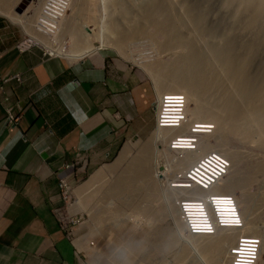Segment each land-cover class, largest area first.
<instances>
[{
    "label": "crops",
    "instance_id": "0c3cea01",
    "mask_svg": "<svg viewBox=\"0 0 264 264\" xmlns=\"http://www.w3.org/2000/svg\"><path fill=\"white\" fill-rule=\"evenodd\" d=\"M18 33L0 20V82L23 79L0 95V264H78L57 213L60 179L79 181L114 160L155 121L145 123L147 92L131 89L129 71L111 67L106 54L47 58L20 51Z\"/></svg>",
    "mask_w": 264,
    "mask_h": 264
},
{
    "label": "rangeland",
    "instance_id": "374dc122",
    "mask_svg": "<svg viewBox=\"0 0 264 264\" xmlns=\"http://www.w3.org/2000/svg\"><path fill=\"white\" fill-rule=\"evenodd\" d=\"M24 1L25 0H22L18 7L16 4L15 6L12 4L11 7L13 8L12 10L15 14H20L18 11L20 9H22V12L27 10L33 4L34 0ZM98 1L95 0V8H92L96 11L93 12L95 14L92 13L89 15V9L91 8L86 4V9L83 8L84 10H82L83 12L81 13V17L78 21L77 18L75 19L73 14L75 12L70 10L71 13H68H70V17H74L75 19V30L76 33L80 35L81 42L86 40L88 41V36H93V30H95L102 36H105V38L111 40V43H114L110 45L109 48L95 49L90 54H106L108 56L106 61H108V64L111 67L123 68L129 71L130 84H132L131 89L138 84L139 89L142 90L143 88V90L147 92V96L144 98L146 106L148 107L145 109V123L151 122L153 124L155 121L156 103L158 98L163 95L160 96L158 80L153 78L151 72L146 71L140 63H137L141 60L144 61L143 63L145 64H153L158 68H160L159 66L163 67L164 64L169 65V67L174 64L176 67L172 66L170 70H175L178 66L177 63L181 60V58L184 57L190 49L195 48L199 55L197 67L201 71L204 69L203 71L211 72L215 69L218 61V57L216 58L217 53L225 51V53L235 52L238 60H243V57L248 55L250 59V64H248L249 75L258 76L264 72V16L261 14L258 22L251 27V30L248 29L247 22L252 16V10H249L248 8V0L243 1L245 7L238 15H236V5L233 4L234 1L232 0ZM153 8L159 11L156 17V22L159 24L154 21L151 22L152 20L149 19V15ZM85 10H88V12L84 13ZM0 20L13 25L18 30V34L21 36L20 40H23L26 37V32H30L26 30L23 24L15 21L12 17L5 15L1 11ZM163 27L164 29H161ZM138 28L140 30L141 28H144V32L141 33L140 30L136 32L138 35L134 36L135 38L132 37L127 40L125 43V49L120 51L117 46V41L120 37H122L124 33H127V31L133 29V31H135L138 30ZM61 36L63 37L65 43H62L65 47H62V50L67 54L74 52L77 48L75 40L73 39L74 37L69 34H61ZM170 36L174 38V40L176 38L179 39V42L186 41L188 47L176 45L174 41L170 40ZM178 36H180V38H178ZM91 40V42L96 43V45L100 44V41L96 37H92ZM168 41L171 44L169 43L166 50L163 51L158 48V44ZM87 43H89V41ZM250 43L253 44L255 50L253 49L251 53H248ZM185 50L188 51L186 52ZM158 61L162 64H159ZM163 70L161 71L163 72ZM232 83V81H225L224 84L228 87ZM231 88L233 89L234 86L231 85ZM210 94H204L203 98L206 101V104L212 106L216 102L222 103L221 95L218 92ZM216 95L218 98H216ZM186 97L188 98L187 95ZM188 104L189 110H192L197 105L196 101H191ZM188 117L189 119L191 118L190 114ZM194 119L193 124L195 122L200 123L199 121H201L198 118L197 120L196 118ZM207 122L208 123H206V125L211 123L215 128L214 121L211 120ZM244 122L247 123L248 118H245ZM156 130L157 127L154 126L153 131L146 136L142 137L140 135H134L130 137L114 160L100 166L94 172L86 175L84 178L74 183L75 190L69 207L71 213H75L77 216L72 223L64 225V227L66 228L67 234L74 245L76 255L78 257V264H93L94 253L98 250L104 255L102 264H114L111 260L112 257H114L113 251L111 252L108 249L109 245L105 244L104 238H101L100 240L99 238L97 239L100 232L95 224V215L103 213V206L102 204L96 203V199L95 197L93 198V195L84 196L79 189L85 186V184L87 185L92 182L96 174L108 170L111 166H113L111 168L114 169L110 170L111 172H108V174L105 175L107 180H105L103 184H100L97 192L100 190L98 192L99 194L106 189V187L108 188L109 184L114 183L117 180L116 178L119 174L124 172V170L126 171V169L128 170V168H132L134 161L142 150V144L144 143H152V156H156L155 163L159 165L157 166V170L160 168L164 171L165 161L162 157H159V150H156L158 156L156 155L155 143L153 146V135ZM208 131L206 129L204 133H201L200 135H203V137L206 138L204 140H208L213 144L210 151H217L213 150V148L223 142L224 144H222L225 146L226 151H229V155H239L243 157V159L240 160L238 165L235 167H233L230 161L231 168L229 174L224 178V180H233L234 178L236 179V183L238 182L237 184H230V187L234 188V195L238 199H247L249 204L252 206V213L245 216L254 224L258 233L261 234L263 240L262 244L264 246V141L262 137H259V130L255 128L251 129V134L253 136L251 138L244 137L243 135L237 134L231 130H226L224 134L219 133L218 131L216 132V128L213 132L212 128L210 129L211 132L209 131V133H207ZM164 145L165 144L158 143V149H164ZM203 145L204 143L199 145L198 150H200ZM210 151H206L205 153ZM124 152L128 153L127 157H124ZM121 154L123 156H121ZM153 157L152 166L154 164ZM156 185L159 184L157 183ZM102 194L103 195L101 196L103 197L105 194L104 191ZM161 200L162 203H164L163 197H161ZM61 206L63 207V212H67L68 204L63 202ZM118 217L120 216H117V218L114 219L116 220ZM123 217L124 216H121L119 221L114 220V224H119ZM158 228L159 230H156L159 237L158 239L160 240L159 242H162L161 244L167 246V244L164 243L165 237L160 238V236L164 234L167 236L169 235V238L165 239L169 243L167 246L168 248L164 247V245H161L160 247V245H158V241L143 245L145 250L132 259V264H193L192 260L198 261V258L194 255L187 254L185 255V260H182L181 254L183 250L181 243L187 240V238L181 237L182 242L177 243L173 217L169 215L164 216V218L162 217V223ZM227 231L232 232V230ZM159 232L160 234H158ZM125 235L128 236V234ZM183 235L190 237L187 232L183 233ZM262 257L264 259V253ZM121 264H123V262Z\"/></svg>",
    "mask_w": 264,
    "mask_h": 264
},
{
    "label": "bare ground",
    "instance_id": "6f19581e",
    "mask_svg": "<svg viewBox=\"0 0 264 264\" xmlns=\"http://www.w3.org/2000/svg\"><path fill=\"white\" fill-rule=\"evenodd\" d=\"M232 1H234L233 4L236 5V15L240 14L245 7L243 2L244 0ZM21 2L22 0H0V11L5 15L12 17L15 21L23 24L26 30L28 32L30 31L28 34L33 37L32 39L41 40L45 45L47 42L48 45V39L40 36L36 29L34 30V21L36 22V16L43 0H34L33 4L27 10L21 12L22 14H15L12 10L13 8L11 7L12 4L14 6L16 4L18 7ZM24 2H26V0ZM248 3L249 10H252V16L247 22V28L251 30V27H253V25L258 22L260 15L263 14L264 16V0H248ZM86 4L89 5L91 9L95 8V0H73L70 10L75 12L73 14L75 19L77 18V21L81 17V13L83 12L82 10L86 9ZM91 9H89V15L93 12H96L94 9ZM87 12L88 10H85L84 13ZM158 12L159 11L157 9L153 8L149 15V19L152 20L151 22H156ZM70 13H68L66 18L62 21L61 34H69L73 36L77 48L74 52L67 54L62 50V47H60L59 53L63 55L64 59H68L69 62H73L95 49L109 48L110 45L114 44L111 43V40L105 38V36H102L95 30H93V36H88L89 43H87V40L81 42L80 35H78L75 30V19L74 17H70ZM161 29H164V27ZM133 30L124 33L123 36L117 41V46L120 51L125 49V43L127 40L138 35L136 32H138L140 29L138 28V30ZM140 31L143 33L144 28H141ZM92 37H96L100 41V44L96 45V43L91 42ZM178 38H180V36H178ZM170 40L174 41L176 45H182L183 47L188 45L186 41L179 42V39L176 38L174 40V38L171 36ZM169 43V41L164 42L162 44H158L159 47H157L164 51L168 48ZM253 49L254 46L250 43L248 53H251ZM198 56V51H196L195 48L190 49L186 55L181 58V60L179 59L180 61L177 63L178 66L175 70H170L172 66H175L174 64L171 67L165 64L163 67L158 65L160 67L158 68L153 64H145L142 60L137 62L140 63L145 69L147 68L146 70L151 72L153 78L158 80L160 96L166 93H183L188 96V103L191 101H196L197 103L196 107L192 110H189V108L187 109V117L189 114L191 116L190 119L188 117V121L191 123L188 124L187 122V124L180 129L157 127V130L154 134L155 136L153 135V146L154 143L156 145L155 153L156 150H164L166 152L167 159L172 160L170 165L168 163L167 168L172 169L178 177L181 176L191 164L197 161L200 156H203L206 151H210L213 146V144L208 140H204L206 138H204L203 135H200L199 145L204 143L200 150L197 152H188L186 150L178 151L171 155L173 152L170 153L171 150L169 151L167 148L166 138H168L170 143L171 135L178 131L190 130L194 126V118H196V120L197 118L201 120L199 121L200 123L205 120L201 123V128H198L202 132H204L206 129L207 131H210L211 128L213 132V130L216 128V132L218 131L219 133L224 134L226 130H231L237 134L243 135L244 137L251 138L253 137L251 134V129L255 128L259 130V137H262L264 141V72L262 71L263 73L258 76L249 75V56H244L243 60H238L235 52L225 53V51L217 53L216 58L218 57V61L217 67L215 69H213L211 72L203 71L204 69L201 71L197 67ZM159 64L162 63L159 62ZM161 70H163V72ZM225 81H232L233 83L231 85H233L234 88L232 89L231 85L226 87L224 84ZM217 92L221 95L222 103L216 102L212 106L206 104V101L203 98L204 94L208 95L210 93ZM216 98H218V96ZM245 118H248L247 123L244 122ZM206 120L214 121L215 128L211 123L206 125V123H208ZM209 131L207 133H209ZM158 143L165 144L163 146L164 149H158ZM222 143L216 145L213 150L219 151L222 155L224 154L225 156H223L227 159L229 158L230 160H228L231 161L233 167H235L238 165L240 160L243 159V157L239 155H229V151H226L225 146L223 145L224 143ZM151 144L152 143L142 144V150L134 161L132 168H128V170L126 169V171L124 170V172L119 174L116 178L117 180L114 183L109 184L108 188L106 187L107 190H103L105 193L103 197L101 196L103 195V191L98 194L100 190L97 192V189L99 188L100 184H103L105 180H107L105 175H107L108 172H111L110 170L114 169L111 168L113 166H111L108 170L96 174L92 182L88 183L87 185L85 184V186L79 189V191L84 196L93 195V198L95 197L96 199V203L102 204L103 213L95 215V224L100 232L97 239L99 238L100 240L101 238H104V242L105 244L109 245L108 249L111 252L113 251L114 253L116 246L121 244L126 245L129 248L138 249L139 247L150 242H159L160 240L158 239L159 237L157 235L156 229L159 230L158 227L162 223V217L164 218V216L167 215L173 217L174 219L176 229L175 238L177 243L182 242L181 237L187 238V240L181 243L183 250L181 254L182 260H185L186 254L194 255L198 258V261L192 260L193 264H221L222 260L226 256L228 247H230L235 242L236 238L238 237L237 235L252 234L261 236V234L256 230L254 224L245 216L252 213V206L249 204L248 200L244 198H237L245 221L243 228L223 229L218 231L215 235L189 234L190 237L184 236L183 233H186V230L183 226L179 209L175 205L172 196L164 191V188L161 185L162 179L168 178V171H162L160 168H158L159 171L157 170V166L159 165L155 163L156 156H152L153 152L151 150ZM124 153V157H127L128 153ZM123 155L121 154V156ZM152 157L154 158L153 166ZM156 181L159 185H156ZM232 183H236V179L233 178V180H224L223 178V180L218 185L214 186L210 192H231L234 194V188L230 187V184ZM203 193H209V191H199V195H203ZM161 197H163L165 205L162 203ZM117 216H120L118 219H116L118 221L121 216L124 217L119 224H114L116 221L114 218H117ZM227 230H232V232H228ZM160 232L158 234H160ZM125 234H128V236ZM161 237L168 239L169 235L167 236L164 234L160 236V238ZM165 239L164 243H166L168 246L169 243ZM161 243L162 242L158 243L160 247L161 245H164ZM167 246L164 245V247L168 248ZM263 253L264 246L262 244L256 264H264V259L262 257ZM113 256L114 257H112L111 260L114 262V264H121L123 262L118 253L115 255L113 254Z\"/></svg>",
    "mask_w": 264,
    "mask_h": 264
},
{
    "label": "built area",
    "instance_id": "2783aa9c",
    "mask_svg": "<svg viewBox=\"0 0 264 264\" xmlns=\"http://www.w3.org/2000/svg\"><path fill=\"white\" fill-rule=\"evenodd\" d=\"M72 2L73 0H43L36 16L34 30L36 29L40 36L47 38L49 44L45 45L41 40L32 39L33 37L26 33V37L17 43V48L20 51L38 48L44 57L63 58V55L59 53L60 47H64L61 24L70 11ZM12 80L23 82L20 74L7 76L0 82V95L5 92L6 84ZM187 101L183 93H166L158 98L155 111L156 127L183 128L188 122ZM7 113L6 123H13L12 109L8 108ZM200 125L202 124L195 122L190 130L176 132L171 135L170 143L166 138L167 148L171 150L170 153L173 152L171 155L178 151L196 152L198 150L200 134L204 133L198 129L201 128ZM158 153L159 157L165 161L164 170L168 171V178L162 179L161 185L164 189L161 188L172 196L187 233L215 235L223 229L244 227L245 221L237 197L229 193L210 192L229 173L230 161L226 157L218 151L207 152L178 177L172 169L167 168L172 160L166 158V152L159 150ZM67 167L74 168L75 163ZM74 187L72 174L60 179L58 196L62 202L68 204V210L63 212V207H60L57 213L64 225L72 223L77 216L69 210ZM201 190L209 191V193L199 195ZM262 242L261 236L238 235L235 242L228 247L221 264H256Z\"/></svg>",
    "mask_w": 264,
    "mask_h": 264
},
{
    "label": "clouds",
    "instance_id": "9594fccd",
    "mask_svg": "<svg viewBox=\"0 0 264 264\" xmlns=\"http://www.w3.org/2000/svg\"><path fill=\"white\" fill-rule=\"evenodd\" d=\"M155 111H156V108H155ZM155 126H156V112H155ZM72 180H73V184H74L75 183L74 182V174H72ZM69 210H70V207H69ZM144 250H145L144 246H142L138 249H133V248L127 247L126 245L121 244V245L116 246L113 254L115 255L116 253H118L120 255L122 261H123V264H132V259L136 255H138L139 253L143 252ZM103 259H104L103 253L98 250L97 252L94 253L93 264H102Z\"/></svg>",
    "mask_w": 264,
    "mask_h": 264
},
{
    "label": "water",
    "instance_id": "95a60500",
    "mask_svg": "<svg viewBox=\"0 0 264 264\" xmlns=\"http://www.w3.org/2000/svg\"><path fill=\"white\" fill-rule=\"evenodd\" d=\"M20 13L22 12V9L18 10Z\"/></svg>",
    "mask_w": 264,
    "mask_h": 264
}]
</instances>
